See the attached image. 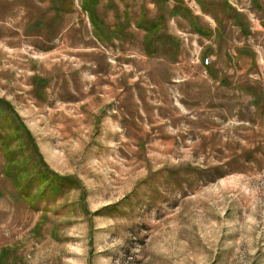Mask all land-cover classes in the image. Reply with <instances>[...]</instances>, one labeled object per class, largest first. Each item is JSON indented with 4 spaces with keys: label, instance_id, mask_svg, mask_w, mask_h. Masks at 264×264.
Returning a JSON list of instances; mask_svg holds the SVG:
<instances>
[{
    "label": "rangeland",
    "instance_id": "rangeland-1",
    "mask_svg": "<svg viewBox=\"0 0 264 264\" xmlns=\"http://www.w3.org/2000/svg\"><path fill=\"white\" fill-rule=\"evenodd\" d=\"M195 1L0 0V264H264V0Z\"/></svg>",
    "mask_w": 264,
    "mask_h": 264
},
{
    "label": "crops",
    "instance_id": "crops-1",
    "mask_svg": "<svg viewBox=\"0 0 264 264\" xmlns=\"http://www.w3.org/2000/svg\"><path fill=\"white\" fill-rule=\"evenodd\" d=\"M193 1H194V3H196L195 0H193ZM200 1H201V2H200ZM200 1L197 2L199 5H201L200 3H202V0H200ZM227 1H228V2H227ZM167 2H168V0H167ZM199 2H200V3H199ZM221 2L223 3L224 6L229 5V4H228V3H229V0H221ZM156 3H158L157 0H151V2L149 3V5L153 6V5L156 4ZM220 4H221V3H220ZM231 5H232V4H231ZM200 8H201V10L204 9V13H205L206 15H210V12H209L206 8H204L203 5H201ZM230 8H231V7H230ZM231 10L235 11V9H232V8H231ZM201 29H202V28H201ZM203 31H205V30H203ZM210 35H211V33H210Z\"/></svg>",
    "mask_w": 264,
    "mask_h": 264
},
{
    "label": "trees",
    "instance_id": "trees-1",
    "mask_svg": "<svg viewBox=\"0 0 264 264\" xmlns=\"http://www.w3.org/2000/svg\"><path fill=\"white\" fill-rule=\"evenodd\" d=\"M90 1V0H89ZM161 1H163V2H165V3H167V0H157V2L159 3V2H161ZM198 1H200V0H198ZM201 2V1H200ZM199 2V3H200ZM85 3H88V0H85ZM201 4V3H200ZM178 4L176 3L175 5H173V7H172V9H171V13L174 15V13H176L177 12V10H178V6H177ZM194 29H195V32L197 31V33L198 32H202V30H200L198 27H195L194 26ZM203 33V32H202ZM2 117V116H1ZM16 118H18L17 117V115H16ZM9 138V135H5V137H3V141H5L6 139H8Z\"/></svg>",
    "mask_w": 264,
    "mask_h": 264
}]
</instances>
